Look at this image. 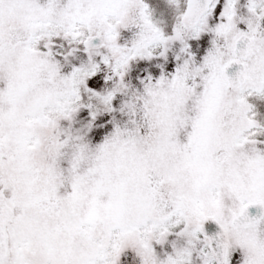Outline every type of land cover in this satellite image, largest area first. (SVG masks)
I'll return each mask as SVG.
<instances>
[{
	"label": "snow or ice",
	"instance_id": "1",
	"mask_svg": "<svg viewBox=\"0 0 264 264\" xmlns=\"http://www.w3.org/2000/svg\"><path fill=\"white\" fill-rule=\"evenodd\" d=\"M0 264H264V0H0Z\"/></svg>",
	"mask_w": 264,
	"mask_h": 264
}]
</instances>
